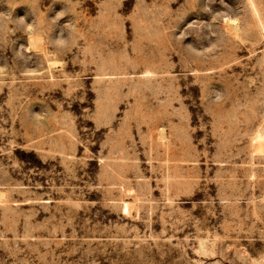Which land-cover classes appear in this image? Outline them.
I'll use <instances>...</instances> for the list:
<instances>
[{
  "label": "rangeland",
  "instance_id": "rangeland-1",
  "mask_svg": "<svg viewBox=\"0 0 264 264\" xmlns=\"http://www.w3.org/2000/svg\"><path fill=\"white\" fill-rule=\"evenodd\" d=\"M0 264H264V0H0Z\"/></svg>",
  "mask_w": 264,
  "mask_h": 264
},
{
  "label": "bare ground",
  "instance_id": "bare-ground-1",
  "mask_svg": "<svg viewBox=\"0 0 264 264\" xmlns=\"http://www.w3.org/2000/svg\"><path fill=\"white\" fill-rule=\"evenodd\" d=\"M123 212L129 215L132 211L131 204L129 201L124 200L122 205Z\"/></svg>",
  "mask_w": 264,
  "mask_h": 264
}]
</instances>
